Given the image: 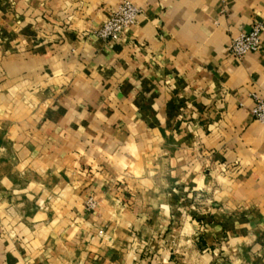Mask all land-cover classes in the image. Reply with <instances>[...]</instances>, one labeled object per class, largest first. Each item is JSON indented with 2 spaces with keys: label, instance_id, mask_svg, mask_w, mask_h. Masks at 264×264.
<instances>
[{
  "label": "crops",
  "instance_id": "crops-1",
  "mask_svg": "<svg viewBox=\"0 0 264 264\" xmlns=\"http://www.w3.org/2000/svg\"><path fill=\"white\" fill-rule=\"evenodd\" d=\"M122 1L0 0V264H264V0Z\"/></svg>",
  "mask_w": 264,
  "mask_h": 264
},
{
  "label": "built area",
  "instance_id": "built-area-1",
  "mask_svg": "<svg viewBox=\"0 0 264 264\" xmlns=\"http://www.w3.org/2000/svg\"><path fill=\"white\" fill-rule=\"evenodd\" d=\"M141 10L128 0L122 1L112 12L110 18L94 30V34L103 41H115L137 22ZM264 50V26L255 24L247 33L233 38L228 45V53L238 59L253 52ZM252 114L256 121L264 124V97H255ZM90 206L93 203L90 202Z\"/></svg>",
  "mask_w": 264,
  "mask_h": 264
}]
</instances>
